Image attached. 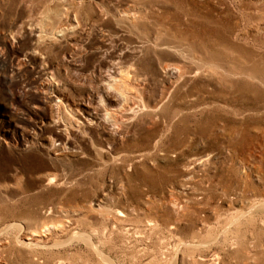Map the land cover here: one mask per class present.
Returning <instances> with one entry per match:
<instances>
[{
  "label": "rangeland",
  "instance_id": "374dc122",
  "mask_svg": "<svg viewBox=\"0 0 264 264\" xmlns=\"http://www.w3.org/2000/svg\"><path fill=\"white\" fill-rule=\"evenodd\" d=\"M151 3L0 0V264H264L261 3Z\"/></svg>",
  "mask_w": 264,
  "mask_h": 264
},
{
  "label": "bare ground",
  "instance_id": "6f19581e",
  "mask_svg": "<svg viewBox=\"0 0 264 264\" xmlns=\"http://www.w3.org/2000/svg\"><path fill=\"white\" fill-rule=\"evenodd\" d=\"M261 3L258 7V19L264 24V0H250ZM155 0H126V5L120 9L119 16L123 20L129 22L134 27H138L137 23L140 21H151L155 23H160L161 18L153 11V4ZM187 10V9H186ZM191 8L189 7L186 13H189ZM203 14L204 12L200 10ZM165 68L168 69V65H165ZM121 96H124L123 94ZM46 228V227H45ZM10 229H15L18 232L16 236L15 243L24 248H33V247H45L46 242L43 241V229H33L29 232L20 233L23 230V227L20 223L15 220L9 221L4 227L0 230V234L7 232ZM20 233V234H19ZM23 234V236H21ZM82 236V235H81ZM84 236V235H83ZM87 238V237H86ZM87 240V239H86ZM5 243V241H3ZM92 244V243H91ZM0 245H3L0 241ZM2 248V247H1ZM101 253V252H100ZM103 254V253H101ZM103 257L108 259L107 256Z\"/></svg>",
  "mask_w": 264,
  "mask_h": 264
}]
</instances>
